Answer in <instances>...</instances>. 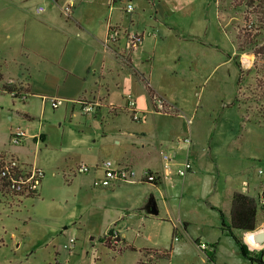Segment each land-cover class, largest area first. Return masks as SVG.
Here are the masks:
<instances>
[{"label":"crops","instance_id":"0c3cea01","mask_svg":"<svg viewBox=\"0 0 264 264\" xmlns=\"http://www.w3.org/2000/svg\"><path fill=\"white\" fill-rule=\"evenodd\" d=\"M127 3L132 5L129 13ZM218 3L75 0L65 17L62 0H0V150L44 171L36 195L2 196L11 206L30 199L26 215L18 211L14 218L23 232L41 231L37 241H54L52 235L60 229L64 236L70 225L83 226L99 233L100 242L112 232L118 240L108 249L120 255L128 251L127 264H136L143 258L141 249L161 251L157 245L165 242L169 228L186 235L179 246L196 241L206 249L202 236L193 238L188 229L195 222L201 227L219 225L221 230L222 198L231 203L238 192L255 203L261 188L257 169L264 157V122L242 112L239 101L233 102L246 78L255 76L251 70L237 86L235 61L246 70L255 57L237 49L238 30L230 26L233 17H226ZM39 6L43 10L37 12ZM112 26L142 34L141 43L125 52L124 36L107 42ZM6 80L28 97L20 100L3 92ZM252 81L257 88L255 78ZM145 83L171 111L154 110ZM53 97L62 103L52 107ZM81 101L94 102L93 111L83 113ZM133 110L138 120L132 118ZM17 126L26 136L12 145L9 133ZM184 137H189V144L181 140ZM161 151L171 157L167 172L162 170ZM186 159L192 168L179 176L176 169ZM106 160L132 167L136 182L94 185ZM81 164L90 170L78 172ZM146 170L158 175V184L144 180ZM150 195L157 215L144 208ZM202 201L204 207H197ZM149 216L166 220L162 236H140L138 222ZM257 229L255 224L251 231H240L258 243L264 231ZM128 231L134 236L127 237ZM54 247L59 264L61 250ZM74 248L65 249L66 255H75ZM178 248L172 245L168 256ZM22 253L15 251L12 259L20 263Z\"/></svg>","mask_w":264,"mask_h":264},{"label":"rangeland","instance_id":"374dc122","mask_svg":"<svg viewBox=\"0 0 264 264\" xmlns=\"http://www.w3.org/2000/svg\"><path fill=\"white\" fill-rule=\"evenodd\" d=\"M234 1L236 2V0H218V5L226 17H233V24L230 26L235 27L238 30V34L240 33L241 38H243L245 34L254 33L250 21L255 20L256 16L253 13H249L248 9H245L243 5L235 7L233 4ZM257 24L261 25L260 22H257ZM257 37L259 41L263 39L264 27L257 33ZM236 47L238 49L237 44ZM253 73L255 74L254 71ZM250 78L247 77L246 81L243 83L237 101H239L242 107V112L249 115H257V117L263 120L264 99H260L262 95L258 92L259 88L252 86V80L255 76ZM247 89H249V91ZM252 89H255L253 93H251ZM146 194L148 196L149 193L144 192L143 196H146ZM28 199L29 198L23 199L26 200L24 205L11 206V202L6 201L2 198V195H0V264H56L54 245L59 246L61 250L59 264H127L130 262L131 258L128 251H123L121 255L118 254L117 251L112 252V250L110 248L108 249L104 242H102L103 240L100 242L96 239L99 237V233L87 231L83 226L78 228L77 226L68 225L70 230L66 231V235L62 236L60 232L62 229H60L52 235L54 241L47 238L46 241L44 239L37 241L38 239H36V236L41 231H36L35 233L23 232L20 226L14 222V218L18 217V211L25 214V210H29L28 207L30 206H28V203L30 199ZM221 200L225 205L220 201L218 208L223 211L224 214L226 212L225 221L228 223L230 199L222 198ZM255 204V224L258 228L257 230L264 231V213L257 199H255ZM197 207H204V201L199 203ZM208 211L211 213L212 209ZM214 213V218L217 219L219 217L218 211L215 210ZM161 214L162 212L159 216H161ZM20 218H24V216H20ZM138 226L140 236L149 235L158 238L164 234L168 224L165 219L159 220L158 216H149L143 222H138ZM188 231L192 234L193 238L202 236L201 240L207 245L206 249L204 251L200 250L196 241L186 242L179 246L181 241L186 239V235L180 232H177L175 235L173 229L169 228L165 242L157 245V249L169 251L173 245L175 248L179 247L178 252L170 257L161 258L159 264H264V242L262 244H257V242H253L250 238L248 240L247 235L243 234L240 230L232 229V233L233 236L239 240L240 245L244 247V252L241 251L239 245L229 232L219 230V225L217 228L201 227L193 222L190 224ZM201 232L203 233L201 234ZM210 232H212L213 236L205 237L204 234ZM69 235L75 239V255L71 253L68 254V252V255H66L65 249L62 248V245L66 242ZM90 236H95V239L90 241ZM129 236H134V232L128 231L127 237ZM140 236L138 238H140ZM174 236L177 237L176 240ZM139 240L142 239L140 238ZM208 241L211 243H208ZM18 243H20L19 247L16 246ZM15 251L23 252L22 254H24L23 258L20 259V263H16V261L12 259ZM97 257H99L101 262H97L99 260Z\"/></svg>","mask_w":264,"mask_h":264},{"label":"built area","instance_id":"2783aa9c","mask_svg":"<svg viewBox=\"0 0 264 264\" xmlns=\"http://www.w3.org/2000/svg\"><path fill=\"white\" fill-rule=\"evenodd\" d=\"M75 0H62L60 6V11L63 16L69 17L70 12L72 11ZM43 10L42 6L37 7V12ZM125 11L127 13L132 11V5L127 3ZM124 36V50L125 52H130L135 49L141 43L142 34H137L134 32H127L125 29L119 26H112L108 29L106 40L107 42H117L120 37ZM12 80H6L5 84H11ZM13 96H16L20 100H24L28 97L26 92H13ZM127 98L128 104L130 107L134 106V101L130 99L128 95ZM62 103V99L59 98H50V104L52 107H57ZM81 111L83 113L92 112L94 109V102L81 101ZM153 108L155 111H164L166 108V103L161 96H156L153 100ZM134 120H138L139 117L136 112L133 110L131 114ZM26 136V130L17 126L11 129L9 133V142L12 145H18L23 138ZM185 143L190 142L189 137H184L181 139ZM161 159L163 160L162 170L167 172L169 170L170 164V154L164 151L160 152ZM101 168L103 170L102 176L94 180V185L99 187H108L111 186L116 181H125L129 183L136 182V172L135 170L128 165H115L111 161L106 160L102 162ZM192 168V163L189 159H186L180 167L176 169V173L179 176H184ZM90 170L85 164H81L78 167V172L86 173ZM257 174L261 178V188L258 194V204L263 210L264 213V157L262 164L257 169ZM44 176V171L42 168L29 164L23 161H20L17 157L11 155L6 151L0 150V195L5 196L6 194H12L20 197H30L38 193L42 178ZM144 180L153 181L155 178H158V175L152 173L151 171L143 172ZM174 234H177V229L174 228ZM115 234L111 236V243L116 244L117 240L114 238ZM176 240L177 237L174 236ZM75 239L69 237L64 243L63 247L67 250L72 249ZM201 249H205L204 244H199ZM147 262L143 261L141 264H146Z\"/></svg>","mask_w":264,"mask_h":264},{"label":"trees","instance_id":"16d2710c","mask_svg":"<svg viewBox=\"0 0 264 264\" xmlns=\"http://www.w3.org/2000/svg\"><path fill=\"white\" fill-rule=\"evenodd\" d=\"M234 6L243 5L245 9H248L249 13H253L256 16L255 20H251L252 27L254 29V33H248L243 35L241 38L240 33L235 36V43L238 45L239 51H249L251 52L255 60L253 62L251 69L243 70L240 67L239 61H235L237 67L239 68V75L236 80L237 86H239L242 81H244L245 76L249 74L251 70L255 72V85L258 89V92L262 95L260 99H264V37L261 41H259L257 37V33L264 27V0H236L233 2ZM247 11V10H246ZM245 19V18H244ZM257 22L261 23V25L257 24ZM236 59V58H235ZM7 85V86H5ZM1 87L2 91L7 94H12L15 91L13 86H8L5 84ZM145 91L148 95V98L151 101L152 107L153 100L157 95L154 93L153 89L145 83ZM238 99H233V102H236ZM166 111H171L170 107L166 105ZM264 118V117H263ZM264 122V119L262 120ZM149 183L158 184L159 178H155L153 181H147ZM220 214V226L222 231L229 232L230 235L233 236L232 229H237L241 231H251L255 228V215H256V206L254 200L242 193L235 192L231 196L230 203V212H229V221L228 223L225 221V216L223 212H219ZM111 236L112 232H109L103 239L104 244L108 247H111ZM118 240L117 235L114 237ZM235 241L239 245L242 252H244V247L240 245V242L237 238ZM126 248L130 250H134L132 245L126 246ZM143 258L140 259L136 264H141V262L145 261L146 264H155L158 259L167 258L169 251L167 250H153V249H141Z\"/></svg>","mask_w":264,"mask_h":264},{"label":"water","instance_id":"95a60500","mask_svg":"<svg viewBox=\"0 0 264 264\" xmlns=\"http://www.w3.org/2000/svg\"><path fill=\"white\" fill-rule=\"evenodd\" d=\"M144 208L146 209V211L151 214V215H157L158 213V209H157V205L155 202V199L153 198L152 195L149 196V198L147 199ZM262 237L260 239V241L257 244H262L264 242V232L262 234Z\"/></svg>","mask_w":264,"mask_h":264}]
</instances>
